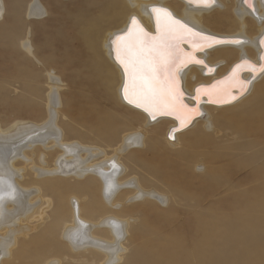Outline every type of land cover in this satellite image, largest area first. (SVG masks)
<instances>
[{"label":"bare ground","instance_id":"6f19581e","mask_svg":"<svg viewBox=\"0 0 264 264\" xmlns=\"http://www.w3.org/2000/svg\"><path fill=\"white\" fill-rule=\"evenodd\" d=\"M117 5L119 9L112 10V17L108 20L105 21L102 18L93 19L86 24L85 42L93 52L92 57H96L100 64L107 66L108 70L110 72L114 71L117 76L114 95L113 97L111 95L114 102L121 107H125L124 110L130 115H126L127 118L134 120L132 116L136 115L140 117V119L143 120L142 127H146V132H144L145 134H141L139 130H136L121 135L118 142L110 149V153L107 155H105L106 152L101 146L91 145L95 146L91 147L82 144V142L78 140L71 141L62 139L63 130L57 126L58 123L56 121V109L60 106V98L57 93L58 86H55L56 88L52 86L50 93H48L49 103L46 105L47 117L44 121L39 123L28 120L16 121L15 124L5 130L0 128V260L2 257L5 258L10 255L11 248L16 245V237L27 238L30 231L33 230L34 232V229L39 228L38 226L44 223L49 217L51 221L49 220L50 222L45 225H50L54 221H65V224L58 230L55 238L58 244L63 249L68 250L73 258L78 257L84 259L92 258L94 255H103V264H117L121 261L120 255L125 250L122 248V245L126 241V231L133 233V227L131 228L130 226L126 228V222L130 218H123L124 216L121 217L118 215L120 213L116 212V210H118V205L132 203L133 201L143 200L144 198L158 199L164 203L167 199L166 195L158 194L155 189L145 184L148 174L157 176L160 174L159 169H161L147 159H145V161L142 160L143 158L141 159L143 153L149 152L152 148H155L150 138L152 140L153 138L155 139V137H160L159 135H163L161 136V140L164 146H170L173 149L174 146L172 145H174V143H170L168 137L172 136L173 138L171 139L174 140L180 135L187 134L186 136L190 139V141L187 142V146L176 151L178 159L184 160L186 156L191 159L194 155L191 152L192 148L204 144L211 145L214 152L219 153L218 155L215 154L218 158L222 155L225 157L233 154L236 149H239L238 145L229 143L227 139L225 141L222 140V136L225 133L226 135L232 134L239 139H247L252 133L264 134V72L257 71L253 73L248 64L242 66L237 72V76L239 80L246 83L247 88L243 94H240L238 87L232 88L231 92L233 95H236L237 98L230 103L214 104L209 102L207 96H201L199 104H197V101L194 99L198 87H207L215 84L217 81H225L237 64L247 61L250 65L259 69L261 64L264 63V61L260 59V57L264 55V47H261L260 43L261 40L264 39V0H247V3L245 0H235L231 9L234 16L228 15L225 18L219 17V19L213 22L215 26L220 24V22L233 25L232 21L235 22L234 25H237L234 29H227L222 32H219L221 30L216 31L218 29L205 24V20L212 19L213 16H204L214 8L220 10L225 9V4L222 0H214L210 6L189 3V0H118ZM153 7L166 9L171 13L173 18L180 20L182 23L202 33L204 36L214 37L221 41H241L239 44L230 42L213 43L211 46L204 47L203 50L196 51L194 55L204 63L188 64L182 67L178 73L180 89L183 92V96H186V98H183L184 103L189 107H198L200 114L204 113L203 115L206 116L205 120L199 114L195 116L190 123L181 126L180 122L174 116H157L156 119H152L142 108H137L124 99L123 88L125 84V74L123 67L116 59V48L113 41L117 36L127 33L133 17L136 18L138 24L145 32L151 36H155L157 34V26L155 16L151 11ZM3 9L4 5L0 0V16L2 15ZM26 12L28 15L40 16L44 13V8L37 0H31L27 5ZM112 24L113 26H111ZM19 45L23 47L27 53L31 52L29 41L26 38H24ZM180 47L185 52L192 51V47L186 42L182 43ZM220 64L221 66H218ZM209 68L212 69V71H208ZM50 78L54 80L53 82L58 81V78L55 76L51 75ZM221 87L227 88L228 85L225 83L221 85ZM213 109L221 110V112H219V117L214 116L215 120H212L211 117V111ZM225 109L230 110L224 112ZM230 112H235L232 114L234 117L233 120L222 118L223 114L225 115ZM200 121L204 122L198 125ZM253 123H256V125H252ZM215 124H217L218 127H214ZM197 125L198 127L195 128ZM97 129L98 127L95 128V132ZM102 130H104V128H102ZM143 137H147L145 142H143ZM35 149H39V153L42 151L45 156V150L55 151L54 163L51 166L52 168L50 167L49 169L39 168V165H30L29 169L33 174L31 177L32 185L27 186V184L21 183L20 180V176L22 177L21 169L23 168H20L21 166H15V163L19 160L26 162L30 161L32 158L30 156L29 159L28 155H31V152ZM128 150H134L132 154H134L138 160H141L139 163L140 168L142 167L146 173H148L147 175L145 174V177H142L141 180L137 178V175L134 176L132 173H126L125 171L127 167L123 165L124 163L121 161L120 157L122 153ZM82 151L84 153H82ZM27 152H29V154H27ZM38 155L39 154H37V158ZM99 155L103 156L101 160H97L93 163L91 159L95 156L100 157ZM45 156L42 157L41 154L40 159L38 158L37 160H40L43 164L45 163V160L43 161ZM160 156L161 154L158 156V162L166 163L168 158L165 155ZM133 158L135 157L131 158L132 163L133 161L135 162ZM24 164L26 165L27 163ZM134 164L137 165L136 162ZM42 166L44 167V165ZM194 168L195 165L193 166V169ZM124 172L126 173L125 176L123 175L125 178H120L119 176ZM129 177H131V179ZM22 178L23 182L25 179L24 173ZM45 178H55L63 183L61 188H63L64 191L61 192L60 190L61 194L57 200L55 209L51 210L52 212L50 210L46 212L49 207H51L52 195L48 189L42 186L41 180ZM68 178H74L75 180L69 181L67 180ZM91 178H93V180H90ZM127 178L130 179L129 183L126 182ZM129 179L127 181H129ZM163 179L164 177L160 175V180L163 181ZM51 181V179L48 180L49 183ZM77 183L81 184L79 185ZM171 183H165L164 189L166 191L174 190V188L172 189ZM91 185H95L93 191H91ZM263 186L264 182L263 185H259L261 194L256 195V200L259 203L257 214L262 218L264 217ZM124 190H128V195L125 198L123 194L120 193ZM70 194L73 195L68 197ZM82 194V197H78ZM183 194L184 193L181 191H175V195L181 196ZM158 195L160 197H158ZM35 197L36 199H41V204L40 201L39 203L38 201L32 202V199ZM248 201L245 194L244 197L237 196L236 199L235 196L232 197L233 204H245ZM67 202L68 209L66 210L68 213L64 216L62 214L65 210L63 204ZM92 214H97L98 219H91ZM227 214L228 213H225L224 220H226V217L231 220L226 223H224L225 221L219 223L220 221L215 219L211 222V225L207 227L199 225L197 230H201L205 234L200 239L193 240L192 249L190 248L191 250L187 252L184 240L179 239L180 237L178 238L179 240L174 241L167 238L165 245L162 244L161 241H157L152 245H149V243L145 241L138 243V245L135 244V251L126 264H175L168 261L176 258L178 252L186 253V260L178 264H211V262H207L204 259L203 255L210 251L219 252L217 249L221 248L224 245L223 243L227 244L226 247L228 248L226 250L229 252L235 249L237 246L235 238H237V236H242L243 239L244 226L247 225L248 219L254 213L248 208V210L234 213L232 217ZM32 219H37V223L32 226L26 225L30 224ZM258 222L256 226H254L255 224L246 226L249 227V229L253 228L252 235L255 233L257 235H264V224L260 225L262 224V220ZM236 227L244 228L237 229ZM246 231L248 232V230ZM50 232L51 234L46 235V238H54L52 234L53 231ZM211 232L230 234L228 237L229 240L224 238L227 242H222L221 240L220 242H222V244L216 245L215 249H213L215 242H213L212 238L209 236ZM41 233L43 232H39L29 238L30 243H32L33 246L35 245L34 247L42 244ZM168 233L169 232H167V234ZM193 237L195 238V236ZM250 237L251 235L249 236L248 233L246 239ZM253 238L254 236H252L250 240L254 241V243L252 241V243H249L250 240H248L249 245L255 243V245H260L259 239H257V242L256 239L254 238L253 240ZM262 242H264V240ZM21 243H23V240H21ZM248 243L247 245L242 244V246L244 245L243 249L246 254L252 253L254 250H249L254 248L258 254L256 257L257 260L255 259V264H264V251H261V249L259 250V245L257 247L252 245L253 248H251ZM42 249H46L48 253L50 251L53 254L54 248L50 245H48V247H42ZM262 250H264V248ZM224 252L227 253V251ZM225 254L222 253V256L225 257ZM230 254H227L229 255L228 257L232 256V254ZM29 255L30 254L26 253L25 250L12 254L15 260H22V258ZM12 256L10 255L8 259ZM224 257L223 259L227 260V258L225 257V259ZM245 257L246 256H243L242 258V256H239L242 260H246ZM48 258L45 260H48ZM214 259L217 264L219 258L216 257ZM223 259L221 262H218L222 263ZM230 261L229 258V262ZM238 261L239 259L237 258L236 262ZM229 262L226 264H230ZM47 263L60 264V261L58 258L52 257ZM234 264L236 263L234 262Z\"/></svg>","mask_w":264,"mask_h":264},{"label":"rangeland","instance_id":"374dc122","mask_svg":"<svg viewBox=\"0 0 264 264\" xmlns=\"http://www.w3.org/2000/svg\"><path fill=\"white\" fill-rule=\"evenodd\" d=\"M1 1L4 5L2 15L0 16L1 129H7L15 124L16 121L28 120L37 123L44 121L47 117L46 105L49 103L48 93H50L52 86H54V88L58 86L57 93L60 98V106L56 109V121L58 123L57 126L63 130L62 139L71 141L78 140L82 142V144L88 146H101L106 152L105 155H107L110 153V149L118 142L121 135L136 130H139L141 134L146 132V127H142L143 120H141L140 117L134 115L136 117L135 119V117L132 116L134 120L127 118V116L130 115L124 110L125 107H121L114 102L112 97L115 91L114 88L117 84V76L114 71L110 72L107 66L100 64L96 57H92L93 52L85 42L86 24L93 19L102 18L106 21L111 18V11L119 9L117 5L118 0H37L44 8V13L40 16L27 14L26 8L31 0ZM234 1L235 0H222L225 4V9L220 10L214 8L206 13L204 16L213 17L209 20L206 19L205 24L218 29L216 31L221 30L219 32L236 28L237 25H234L235 22L233 21V25L221 22L217 26L213 24L214 20L219 19V17L225 18L228 15L234 16L231 11ZM111 26H113V24ZM24 38L29 41V47L31 48V52H28L29 54L19 45ZM218 66H221V64ZM51 75L57 77L58 81L53 82L54 80L50 78ZM228 110L230 109H225L224 112ZM211 112L212 120H215L214 116L219 117V112H221V110L213 109ZM233 113L235 112L223 114L222 118L233 120ZM203 114L204 113L200 114V116L205 120L206 116ZM203 122L204 121H200L198 125ZM198 125L195 128H197ZM252 125H256V123ZM96 127H98V129L95 132ZM214 127H218V125L215 124ZM102 128H104V130H102ZM186 135L187 134L180 135L174 140L171 139L173 138L172 136L168 137L169 142L174 143V145H172L174 146V150L170 146H164L161 140V136L163 135H159L160 137H155V139L153 138L152 140L150 138L155 148H152L149 152L143 153L141 159L143 158L142 160L144 161L147 159L155 166L161 168L159 169L160 174L157 176H152L146 173L142 167L140 168L139 163L141 160H138V158L132 154L134 150H128L122 153L120 159L124 163L123 165L127 167L125 170L126 173L129 172L134 176L137 175L139 180L145 177V174H148L145 184L155 189L158 194L166 195L167 199L164 203L158 199L144 198L143 200H136L132 203L118 205V210H116V212L120 214H117L121 217L124 216L123 218H130L128 220L126 219V228L130 226L131 228L133 227V233L126 231V241L123 243L124 246L122 245V248L125 250L120 255L121 261L117 264H126L135 251V244L138 245V243L145 241H147L149 245L157 241H161L162 244L165 245L167 238L172 241L181 239L184 240L187 252L192 249L193 242L196 239H200L205 234L203 231L197 230L199 225L207 227L211 225V222L215 219L219 220V223H223L224 221V223H226L231 219L226 217V220H224L225 213H228L227 215L232 217L234 213L248 210V208H250L251 212L254 214L248 219L247 225L244 226L245 228L242 227L245 229L243 230V239L245 240L242 239V236H237L238 239L235 238L237 241L235 249L229 252L226 250L228 248L226 247L227 244L223 243L224 245L219 248L220 250L217 249L220 253L214 251L206 252V254L203 255L204 259L207 262H211V264H216L214 258H219L218 261L221 262L224 257L222 253L225 254L226 252L224 251H227L225 257L230 253L232 256L228 257L229 255H227L226 258L228 261L223 259L222 263L217 261V264H224V262L226 264L229 262V258L231 260L229 262L230 264H234V262L236 264H255L258 254L252 245L257 247L259 244L255 245V243L249 245V243H254V241L250 240L252 236H254L256 241L259 239L260 245L258 248L264 251L262 250L264 248V242H262L264 237H261L264 235H257L256 233L252 235L253 228L249 229V227H246L250 224H255L254 226H256L259 223L258 221L261 220L262 224L260 225L264 224V217L262 218L257 214L259 203L256 200V195L261 194L259 185H263L264 182V134L252 133V136L249 135L247 139H239L232 134L226 135L225 133L222 136V140L225 141L227 139L229 143L238 145L239 149H236L233 154L225 157L222 155L218 158L215 154L218 155L219 153L214 152L211 145L204 144L192 148L191 152L194 155L191 159L186 156L184 160H180L176 156V151L187 146V142L190 141V139ZM146 138H144L143 142H145ZM39 152V149L33 150L31 155L27 152V154H29L28 158L30 159V156L32 158L30 161L26 162L19 160L15 163V166H21L20 168H23L21 169V173L22 177L24 173L25 179L22 182L23 178L20 176V180L21 183L27 184V186L32 185L31 177L33 174L29 169L30 165H39V168L49 169L54 163L55 151L45 150L46 156L42 151L41 153ZM82 153L84 152L82 151ZM37 154L40 156L42 154V157L45 156V158H43L45 163L42 164L40 160H37L38 158L40 159L39 155L37 158ZM160 154L161 156L165 155L169 163L168 160L166 163L158 162V156ZM99 156L100 157H93L91 161L93 160L92 162L94 163L97 160H101L103 156ZM132 157H135L133 159H135L137 165L134 164V161L133 163L131 162ZM23 162L27 164L25 165ZM42 165H44V167ZM194 165L195 168L193 169ZM126 173L124 172L119 177L125 178L124 176ZM160 175L164 177L163 181L160 180ZM131 177L129 178L131 179ZM129 178H127V180ZM50 179L52 181L49 183L48 180ZM130 179L129 181L126 180V182L129 183ZM67 180L73 181L75 179L68 178ZM90 180H93V178ZM41 183L52 195L51 207L46 211L49 212V210L55 209L57 200L61 192L64 191V189L61 188L63 183L55 178L42 179ZM165 183H171L172 189L174 188V190L178 192L181 191L185 195H175L174 190L166 191L164 189ZM77 184L80 185L81 183ZM94 187L95 185H91V191H93ZM120 193H122L125 198L128 195V190L121 191ZM244 194L249 200L248 202L245 204L232 203L233 196H235L236 199L237 196L244 197ZM72 195L73 194H70L68 197ZM82 196L83 194L78 197ZM158 197L160 196L158 195ZM40 200L41 199H36L35 197L32 199V202L38 201L39 203ZM63 205L65 210L62 214L65 216L68 213L66 210L68 209V202ZM97 216V214H92L91 219L96 220L98 219ZM47 220L38 226L40 229H34V232L33 230L30 231L27 238L16 237V245L11 248L10 255L12 256L15 252L25 250L26 253L30 254L29 256L22 258V260H15L14 256L8 259L10 256L8 255L5 258L2 257L0 264H48L47 261L52 257L58 258L60 264H103V255H94L92 258L84 259L78 257L73 258L68 250L63 249L58 244L55 238V235L65 224V221H54L51 223L52 225H45L51 221V218L49 219L48 217ZM36 221L37 219H32L30 224L26 225L32 226L37 223ZM236 228L242 229L241 227ZM246 230H248V232ZM50 231H53L52 234L54 238L47 237V239L46 235L51 234ZM39 232H43L41 233L42 244L34 247L35 245L33 246V244L30 243L29 238ZM167 232L169 233L167 234ZM248 233L251 237L246 239ZM96 234L99 235L98 233ZM227 235V233H209L210 238L215 242L213 249H215L216 245L222 244V242L225 241L224 238L229 240L228 237L230 234ZM193 236H195V238ZM21 240H23V243H21ZM221 240L222 242H220ZM248 240H250L249 243ZM247 243L249 247L251 246V248H253L249 250H254L252 253L246 254L244 251V245L242 246V244L247 245ZM48 245L54 248L53 254L50 251L48 253L46 249H42V247H48ZM239 256H242V258L246 256V260H242ZM47 258L48 260H45ZM237 258L239 259L238 262H236ZM185 260L186 253L178 252L177 257L170 259L168 262L178 264Z\"/></svg>","mask_w":264,"mask_h":264},{"label":"snow or ice","instance_id":"6c2138e0","mask_svg":"<svg viewBox=\"0 0 264 264\" xmlns=\"http://www.w3.org/2000/svg\"><path fill=\"white\" fill-rule=\"evenodd\" d=\"M213 2L214 0H189V3L204 6H210ZM245 2L247 3V0ZM151 11L156 19L155 36L145 32L133 17L127 33L117 36L113 41L116 59L125 74L124 99L129 104L142 108L152 119L157 116H174L181 126H185L200 112L198 107H189L183 101L178 76L180 69L188 64H203L194 53L206 46L222 42L239 44L241 41H221L204 36L173 18L166 9L153 7ZM185 42L192 47L191 52H185L180 47ZM260 43L261 47H264V39ZM260 59L264 61V55ZM245 64H248L253 73L264 72V63L259 69L247 61L237 64L225 81L198 87L194 97L197 104L201 96H207L209 102L214 104L230 103L237 98L231 92L235 87L243 94L247 85L239 80L237 72ZM208 71L212 69L209 68ZM225 83L228 87H221Z\"/></svg>","mask_w":264,"mask_h":264},{"label":"water","instance_id":"95a60500","mask_svg":"<svg viewBox=\"0 0 264 264\" xmlns=\"http://www.w3.org/2000/svg\"><path fill=\"white\" fill-rule=\"evenodd\" d=\"M127 31V30H126ZM217 81V80H216ZM215 82V81H214ZM213 83V82H212ZM183 98H186V96H183Z\"/></svg>","mask_w":264,"mask_h":264}]
</instances>
